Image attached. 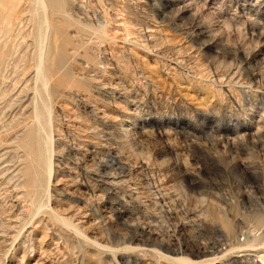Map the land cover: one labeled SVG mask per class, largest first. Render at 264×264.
<instances>
[{
    "label": "rangeland",
    "instance_id": "rangeland-1",
    "mask_svg": "<svg viewBox=\"0 0 264 264\" xmlns=\"http://www.w3.org/2000/svg\"><path fill=\"white\" fill-rule=\"evenodd\" d=\"M66 4L0 0V264H264V0Z\"/></svg>",
    "mask_w": 264,
    "mask_h": 264
},
{
    "label": "bare ground",
    "instance_id": "bare-ground-1",
    "mask_svg": "<svg viewBox=\"0 0 264 264\" xmlns=\"http://www.w3.org/2000/svg\"><path fill=\"white\" fill-rule=\"evenodd\" d=\"M40 5V7H41V9H42V12H43V16H44V23H43V27H46V29L48 30V29H50V26H51V22H50V19H49V16H60V19H61V21H59V23H63V25H67V24H72V23H75L73 20H72V18H71V15H70V13H69V10H68V8H67V4H66V0H36V5ZM38 17V16H37ZM52 18V17H51ZM53 20V23H54V19H52ZM79 22V21H78ZM83 26H85V25H83ZM41 27H42V25H41ZM40 28V27H39ZM86 28V27H85ZM88 28V27H87ZM46 30V33L48 32ZM100 30V29H99ZM98 30V31H99ZM105 29H103V31H104ZM95 31V30H94ZM101 31H102V29H101ZM103 31L101 32V34L103 33ZM40 32V36H41V31H39ZM106 33V32H105ZM105 33H103V36H104V34ZM100 33H98V35H99ZM47 35V34H46ZM97 36V35H96ZM100 37H97V38H99V39H102L101 38V35H99ZM46 36H44V40L46 39L45 38ZM44 40L42 41L43 42V44L45 43L44 42ZM46 41V40H45ZM45 45V44H44ZM43 47V46H42ZM43 49V48H42ZM44 50H42V52H43ZM41 52V51H40ZM44 53V52H43ZM43 53H41V57H39V66H40V68H41V64L43 63V59H42V55H43ZM40 54V53H39ZM39 68V67H38ZM39 68V69H40ZM38 70V69H37ZM38 71H41L42 72V70L40 69V70H38ZM41 74V73H40ZM43 75V74H42ZM44 79V78H43ZM46 85V84H45ZM44 87V89H45V86H43ZM48 87V86H47ZM46 87V88H47ZM47 90V89H46ZM46 93H47V91H46ZM47 95H48V93H47ZM42 101V100H41ZM45 104V103H44ZM45 107V106H44ZM51 111V110H50ZM35 113V112H34ZM49 117L50 116H48V121H50L49 120ZM38 123L40 122L39 121V119H37L36 120ZM40 125H41V123H39ZM48 125H50V127H51V122H50V124H48ZM43 128V127H42ZM43 130V129H42ZM52 138V137H51ZM47 139H49V138H47ZM52 141V140H51ZM53 146V145H52ZM51 146V147H52ZM52 152V151H51ZM53 154V153H52ZM51 157H53V156H51ZM53 159V158H52ZM51 160V159H50ZM53 161V160H52ZM48 163V162H47ZM48 166H49V173H48V177H49V182L51 181V179H52V177H53V174H54V172H53V165H52V163H51V161H50V163L48 164ZM49 185V184H48ZM48 190H49V186H48ZM51 210H52V212H53V214H55V216H57V214L53 211V209L51 208ZM58 216H60V215H58ZM57 216V217H58ZM61 219H63L62 217L60 218V220ZM58 220H59V218H58ZM62 221V220H61ZM65 222H66V220H65ZM66 225H67V223H66ZM85 237V236H84ZM263 259V261H264V257L262 258Z\"/></svg>",
    "mask_w": 264,
    "mask_h": 264
}]
</instances>
